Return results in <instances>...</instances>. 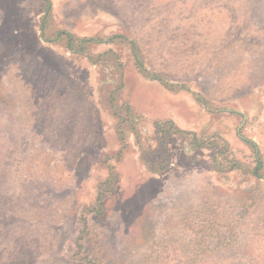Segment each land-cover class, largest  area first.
I'll list each match as a JSON object with an SVG mask.
<instances>
[{
    "label": "rangeland",
    "instance_id": "1",
    "mask_svg": "<svg viewBox=\"0 0 264 264\" xmlns=\"http://www.w3.org/2000/svg\"><path fill=\"white\" fill-rule=\"evenodd\" d=\"M81 258L264 264V0H0V264Z\"/></svg>",
    "mask_w": 264,
    "mask_h": 264
},
{
    "label": "trees",
    "instance_id": "2",
    "mask_svg": "<svg viewBox=\"0 0 264 264\" xmlns=\"http://www.w3.org/2000/svg\"><path fill=\"white\" fill-rule=\"evenodd\" d=\"M45 21H47V19L43 18L40 24L42 28H44ZM60 36L64 37L68 44H72L74 42H77L78 40L73 36H69L68 34H62ZM88 41L90 40H80V41L78 40V44L81 42H88ZM154 125H155L154 126L155 132L158 133L159 135L157 141H158V147H159L158 149L159 157L161 160L156 164L157 168H152L150 166V163H152L153 159L151 160L144 159L146 162V166L150 172L160 173V172H164L167 169L169 162H168L167 140L166 139L167 137H171V136H175V137L182 136L187 139L186 144L188 147L192 149L208 148V149L213 150L212 156H211V164L214 170L217 171L218 173L223 174V173L230 172L233 170H238V171L243 170L244 172L248 173L250 176L254 178H257V179L262 178V176H260L259 173L263 167V161L259 157H256L253 163L254 165L251 166V165H244L241 162H238L236 160H229V157H228L229 147H228L227 142L223 140L222 138L211 136L208 140L204 141L201 137H198L195 133L185 132L179 129L171 121H157L155 122ZM100 200H101V190H99L98 196L96 197L95 201L91 205L88 206L87 211L92 212V213L100 212L102 209ZM80 222H81V231L78 236V241L80 242L79 249H81L83 245H85V240L88 235L87 233L88 224H87L86 218L84 217L82 220H80ZM85 256L87 255L85 254ZM82 260H85L88 264H101V260H98L96 258L95 259L92 258L88 260L86 258H83Z\"/></svg>",
    "mask_w": 264,
    "mask_h": 264
}]
</instances>
